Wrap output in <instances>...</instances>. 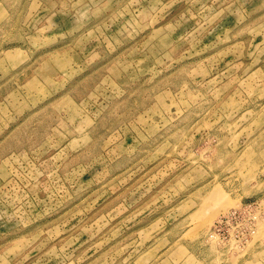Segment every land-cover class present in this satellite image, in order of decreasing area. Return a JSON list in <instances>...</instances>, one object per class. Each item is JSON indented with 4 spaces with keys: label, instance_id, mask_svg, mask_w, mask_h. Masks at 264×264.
<instances>
[{
    "label": "rangeland",
    "instance_id": "1",
    "mask_svg": "<svg viewBox=\"0 0 264 264\" xmlns=\"http://www.w3.org/2000/svg\"><path fill=\"white\" fill-rule=\"evenodd\" d=\"M0 264H264V0H0Z\"/></svg>",
    "mask_w": 264,
    "mask_h": 264
},
{
    "label": "built area",
    "instance_id": "2",
    "mask_svg": "<svg viewBox=\"0 0 264 264\" xmlns=\"http://www.w3.org/2000/svg\"><path fill=\"white\" fill-rule=\"evenodd\" d=\"M261 209L259 202H250L219 214L212 223L210 236L234 252L242 250L257 233Z\"/></svg>",
    "mask_w": 264,
    "mask_h": 264
},
{
    "label": "bare ground",
    "instance_id": "3",
    "mask_svg": "<svg viewBox=\"0 0 264 264\" xmlns=\"http://www.w3.org/2000/svg\"><path fill=\"white\" fill-rule=\"evenodd\" d=\"M216 197H224L222 191L217 190V191H216Z\"/></svg>",
    "mask_w": 264,
    "mask_h": 264
}]
</instances>
